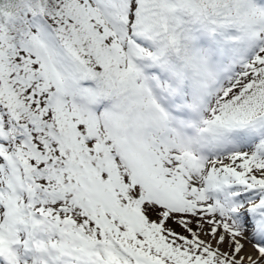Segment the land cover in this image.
<instances>
[{"label": "snow or ice", "instance_id": "obj_1", "mask_svg": "<svg viewBox=\"0 0 264 264\" xmlns=\"http://www.w3.org/2000/svg\"><path fill=\"white\" fill-rule=\"evenodd\" d=\"M0 264H264V0H0Z\"/></svg>", "mask_w": 264, "mask_h": 264}]
</instances>
